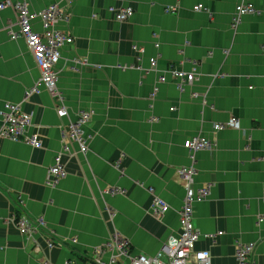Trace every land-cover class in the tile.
I'll return each instance as SVG.
<instances>
[{
  "label": "crops",
  "instance_id": "1",
  "mask_svg": "<svg viewBox=\"0 0 264 264\" xmlns=\"http://www.w3.org/2000/svg\"><path fill=\"white\" fill-rule=\"evenodd\" d=\"M250 1L256 12L234 25L241 0H0V130L6 106L16 105L30 114L25 135L42 144L0 134V264H108L104 244L113 235L132 255H155L179 232L185 191L177 170L191 165L196 185H211L208 199L193 204L196 249L212 264H236L237 245L254 242L250 264H264V0ZM17 3L35 14L55 3L69 15L54 27L73 38L54 65L57 95L43 85L28 95L42 72L25 37L12 38ZM120 5L131 8L124 21L111 9ZM31 25L48 39L41 17ZM173 68L195 79L178 90ZM81 113L94 136L85 153L61 134ZM150 115L157 123L143 125ZM215 121L224 128L214 131ZM197 135L211 150L183 147ZM57 156L67 174L47 183ZM141 185L168 204L161 216ZM22 216L45 226L28 238L16 225Z\"/></svg>",
  "mask_w": 264,
  "mask_h": 264
},
{
  "label": "built area",
  "instance_id": "2",
  "mask_svg": "<svg viewBox=\"0 0 264 264\" xmlns=\"http://www.w3.org/2000/svg\"><path fill=\"white\" fill-rule=\"evenodd\" d=\"M2 5L0 4V8ZM15 8L18 11V26L19 30L16 34H11L12 38L17 35H22L27 40L28 45L33 49L35 58L40 65L42 75L36 82V85L28 92V95L37 92L38 87L43 85L51 95H57L56 80L57 73L54 70V65L59 60V48L65 43L73 42L71 35L62 31L56 30L54 27L60 21H68L69 15L65 11V7L58 4H52L47 9L39 14L30 13L23 3H17ZM237 17L233 22L234 25L239 23L242 15L252 14L256 12V8L250 0H241L236 5ZM115 14L116 20L124 21L131 15V8H117L111 7ZM197 6H194V10ZM174 11V8H166V11ZM41 17L44 21V28L49 32L48 39H41L33 32L31 22L35 17ZM152 68L154 69L155 60L152 58ZM171 78L177 82L185 80V83H191L195 79V74L192 72H185L180 75L178 70L172 69L169 71ZM180 77V78H179ZM160 80H166L165 77H160ZM159 80V82H161ZM181 85V88H182ZM7 110L3 112V125L0 134L13 141H25L32 144L33 147H40L42 144L36 136L27 137L25 129L30 124V114L22 111L19 106H6ZM62 115L63 110L59 111ZM88 114L81 113L78 115V121L69 122L64 131L69 135V139L78 144L81 152L88 150L87 140L89 135L83 134V126L88 122ZM229 123L236 124V119L231 118ZM224 128V125L216 126L214 130ZM64 137V135H62ZM88 137V138H87ZM64 139V138H63ZM185 147H188L190 152L199 149H211L213 144L211 141L203 137H192L184 142ZM67 149V147H65ZM61 158L57 156L54 159V169L51 170L52 180L64 177L67 172L65 167L60 165ZM192 166V165H191ZM193 167V166H192ZM191 168V167H190ZM194 168V167H193ZM192 169V168H191ZM52 184V183H51ZM159 198V196L157 197ZM201 192L194 189H186L183 198L182 206L178 210L179 223L181 226L180 232L176 236H169L163 250L158 251L155 255L147 256L144 254L132 255V249L129 243L119 235H113L110 240L104 244V248L110 253L108 264H117L119 260L127 258L129 264H212L211 256L206 250H197L196 244L199 240L200 233L193 224V204L201 201ZM264 198V196H263ZM154 211L159 212V216L165 213L169 206L161 198L156 199V205L153 207ZM16 225L20 233L28 238L35 233L40 232L45 223L43 220L39 222L22 216L17 218ZM220 234V233H218ZM53 242L49 241L48 246H52ZM255 244L249 242L245 244H238L236 249V264H250V258L253 254ZM43 264H52L45 260Z\"/></svg>",
  "mask_w": 264,
  "mask_h": 264
},
{
  "label": "rangeland",
  "instance_id": "3",
  "mask_svg": "<svg viewBox=\"0 0 264 264\" xmlns=\"http://www.w3.org/2000/svg\"><path fill=\"white\" fill-rule=\"evenodd\" d=\"M195 6H197V9H195L196 11H198V10H201L202 8H203V6L201 5V4H198V5H195ZM124 6H122V5H120L119 7L117 6V8H120V9H122ZM263 45H264V43H263ZM155 46H159L158 45V43H156L155 44ZM154 60H155V65H154V69L152 68V66H150V70H152V71H156V67H157V59H158V56H156V57H154L153 58ZM178 72H179V74L180 75H183V74H185V70H182V69H179L178 70ZM159 77H165V76H163V75H161V76H159ZM170 77H171V75H170ZM180 78V77H179ZM172 79V78H171ZM160 80V79H159ZM172 80H174V79H172ZM161 82H164V80H160ZM185 80H179L178 82L176 81V80H174V84H176V87H177V89L178 90H180V88H181V85H182V83L184 82ZM173 82V81H172ZM156 93H157V87L155 86L154 88H153V90H152V92H151V94H150V97L151 98H153L152 96H155L156 95ZM197 94H193L191 97H195ZM196 97H198V96H196ZM150 98V99H151ZM202 103L204 104L205 103V98L202 96ZM176 110V107L174 106V105H171L170 107H169V111H170V114H172V112H174ZM91 118V117H90ZM90 120V119H89ZM157 117L156 116H153V115H150V116H144V118L142 119V121H143V125L144 124H153V123H157ZM222 123H220V122H217V121H215V122H213L212 123V128H215L216 126H220ZM236 124H237V120H236ZM236 124H233V125H236ZM84 130V129H83ZM144 131V130H143ZM61 134L62 135H64V139L66 140V141H68L69 140V135H68V133L66 132V131H64V130H62L61 131ZM83 134L84 135H86V133L83 131ZM94 136L93 135H91L90 136V138H89V140L91 139L92 140V138H93ZM193 137H201V136H199V135H197V136H193ZM187 140V139H186ZM185 141V140H184ZM183 141V142H184ZM183 145V147H185V145L184 144H182ZM88 148H89V146H88ZM186 148V150L187 149H189L188 147H185ZM209 150H211L210 148H209ZM188 156H189V154H188ZM190 157V156H189ZM191 158V157H190ZM60 165L62 166V167H65L64 165H63V163H62V160L60 161ZM115 166L116 167H118V166H122L121 165V163H118L117 162V164H115ZM113 167H114V165H113ZM115 167V168H116ZM192 169H191V168ZM54 169V164H52V165H50L49 166V168H48V175H49V177L46 179V182L47 183H49V181H50V178L52 179V174H51V170H53ZM178 174H179V176L181 177V180H182V182H183V188H184V191H185V193H186V189L187 188H189V189H195V190H198V191H200L201 192V195H202V198H201V200L202 201H204V200H207L208 199V197H209V194H210V189H211V185L210 184H202V185H196V183H195V174H196V170H195V168H193L192 166H182V167H180V168H178ZM122 172V171H121ZM141 186H143V188H145L146 189V191H147V193L150 195V197H151V201H150V205H151V208H152V210H153V212L156 214V215H158L159 216V212H156V211H154V209H153V207H154V205H156V199H159V198H157L159 195L154 191V188H152L151 186H144V185H141ZM113 192L114 194L117 192L115 189L114 190H109V192ZM201 202V201H200ZM193 209V208H192ZM26 218H28V217H26ZM30 219V218H29ZM37 220L39 221V222H41V218L40 217H37ZM33 221H35V220H33ZM179 222V221H178ZM180 229H181V226H180V223H179V232H180ZM179 232H176V234H178ZM170 237L171 236H175V235H169ZM168 236V237H169ZM167 239L168 238H166L163 242H162V245H161V247H160V249H159V251H161V250H163V247H164V245H165V243H166V241H167Z\"/></svg>",
  "mask_w": 264,
  "mask_h": 264
},
{
  "label": "flooded vegetation",
  "instance_id": "4",
  "mask_svg": "<svg viewBox=\"0 0 264 264\" xmlns=\"http://www.w3.org/2000/svg\"><path fill=\"white\" fill-rule=\"evenodd\" d=\"M193 10H194V7H193ZM165 12L168 13V10L166 11V8H165ZM170 12V11H169ZM175 70H179V69H176V68H173Z\"/></svg>",
  "mask_w": 264,
  "mask_h": 264
},
{
  "label": "clouds",
  "instance_id": "5",
  "mask_svg": "<svg viewBox=\"0 0 264 264\" xmlns=\"http://www.w3.org/2000/svg\"><path fill=\"white\" fill-rule=\"evenodd\" d=\"M251 3H252V2H251ZM252 4H253V3H252ZM252 14H253V13H252ZM213 130H214V128H213ZM219 130H220V129H219ZM214 131H215V130H214ZM216 131H217V130H216ZM191 138H192V137H191ZM203 138H204V137H203ZM207 140H208V139H207ZM184 142H185V141H184ZM184 142H183V144H184ZM184 195H185V194H184ZM181 206H182V205H181ZM181 206H180V207H181ZM178 217H179V216H178Z\"/></svg>",
  "mask_w": 264,
  "mask_h": 264
}]
</instances>
